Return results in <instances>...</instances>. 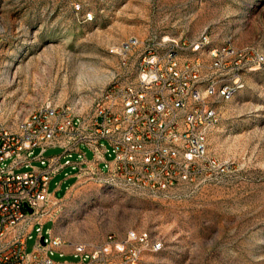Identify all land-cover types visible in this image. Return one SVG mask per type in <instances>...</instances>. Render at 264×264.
<instances>
[{"label": "rangeland", "instance_id": "rangeland-1", "mask_svg": "<svg viewBox=\"0 0 264 264\" xmlns=\"http://www.w3.org/2000/svg\"><path fill=\"white\" fill-rule=\"evenodd\" d=\"M75 2L81 12L70 0H0V121L13 131L48 105L91 116L103 90L136 78L137 54L123 67L114 53L132 39L207 37L212 48L244 51L247 70L244 88L231 101L208 100L220 115L208 148L227 167L225 175L197 189L156 195L87 177L70 179L76 171L69 167L50 183L53 194L63 182L56 193L60 200L44 208L53 214L58 236L88 252L105 246L109 235L117 242L144 232L162 239L163 250L145 252L137 264H264V0ZM196 57L209 70L206 50L185 52L182 61ZM82 149L91 159L92 152ZM61 153L49 149L45 156ZM52 227L46 224L44 235ZM37 239L34 229L28 253ZM53 259L76 261L58 253ZM107 260L118 263L120 257Z\"/></svg>", "mask_w": 264, "mask_h": 264}, {"label": "built area", "instance_id": "built-area-1", "mask_svg": "<svg viewBox=\"0 0 264 264\" xmlns=\"http://www.w3.org/2000/svg\"><path fill=\"white\" fill-rule=\"evenodd\" d=\"M201 50L212 60L209 70L200 57L182 61L185 52ZM114 53L123 67L137 54L136 78L103 90L91 116L48 105L32 111L17 131L0 121V264H137L145 252L163 250L162 239L148 232L131 233L123 242L109 235L94 252L77 245V261H55L67 242L44 235L41 218L48 216L50 183L66 168L77 178L156 195L197 189L227 173L208 148L209 134L220 121L208 100L228 102L244 88L246 53L232 45L212 48L207 37L199 42L132 39ZM55 148L62 153L45 156ZM34 229L38 239L28 253ZM113 254L118 263L107 260Z\"/></svg>", "mask_w": 264, "mask_h": 264}, {"label": "crops", "instance_id": "crops-1", "mask_svg": "<svg viewBox=\"0 0 264 264\" xmlns=\"http://www.w3.org/2000/svg\"><path fill=\"white\" fill-rule=\"evenodd\" d=\"M46 157H47V156H46ZM35 163H39V162H35ZM35 163H34V164H35ZM34 166H35V165H34ZM35 167H36V166H35ZM38 168H40V167H38ZM66 169H67V168H66ZM64 170H65V169H64ZM64 170H63V171H64ZM68 178H70V179L75 178V179H76V178H77V173H74V174L68 176ZM68 178H67V179H68ZM62 184H63V182H61V183L58 185L57 189L55 190V192H54L53 194L50 193V199H49V202H53V203H54L55 201L60 200V199H58V198L56 197V193H57L58 191L61 190V186H62ZM52 218H53V214L47 216L46 218L43 217V218H41V223H43L44 226H45L46 224H49V223L53 224V227H52L50 230H48L47 233L51 234L53 237H59V236H58V233L55 231V226H54V222H53ZM77 245H78V244L68 242L66 245H64V246H62L61 248H59V254H60V256L62 255L63 257H73V258L76 259L75 256H76V247H77ZM77 260H78V259H76V261H77Z\"/></svg>", "mask_w": 264, "mask_h": 264}, {"label": "water", "instance_id": "water-1", "mask_svg": "<svg viewBox=\"0 0 264 264\" xmlns=\"http://www.w3.org/2000/svg\"><path fill=\"white\" fill-rule=\"evenodd\" d=\"M27 209H28L29 213H33V210L32 209H30V208H27Z\"/></svg>", "mask_w": 264, "mask_h": 264}]
</instances>
